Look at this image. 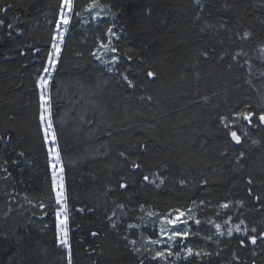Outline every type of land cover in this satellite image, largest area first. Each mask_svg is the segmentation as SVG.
Returning a JSON list of instances; mask_svg holds the SVG:
<instances>
[{
	"label": "trees",
	"instance_id": "16d2710c",
	"mask_svg": "<svg viewBox=\"0 0 264 264\" xmlns=\"http://www.w3.org/2000/svg\"><path fill=\"white\" fill-rule=\"evenodd\" d=\"M87 2L76 0V7ZM60 3L0 0V7L12 5L0 11V264H66V250L55 243V212L61 205L39 121L37 85ZM101 3L110 8L120 35L119 82L90 55L105 38L109 19L85 26L73 15L51 86L73 264H140L141 259L157 264L128 243L131 238L141 246V232L148 228L128 229L129 223L149 226L141 205L165 212L193 201H243L239 213L245 221L264 224V127L250 130L257 148L237 164L238 153L217 121L236 105L264 104V57L258 52L264 46V0ZM245 31L252 39H239ZM212 49L209 59L202 58ZM241 49L247 57L237 62L233 56ZM245 59L252 64L251 75ZM149 68L158 73L155 83L144 75ZM121 74L134 80L135 89ZM131 160L143 165L139 174L130 171ZM153 172L165 179L159 188L141 181ZM249 176L260 201L247 192ZM122 178L130 182L128 191L119 188ZM117 204L125 205L123 212ZM113 210L117 215L110 222ZM231 245L235 259L228 250L210 264H264V243L242 248L233 239Z\"/></svg>",
	"mask_w": 264,
	"mask_h": 264
},
{
	"label": "snow or ice",
	"instance_id": "6c2138e0",
	"mask_svg": "<svg viewBox=\"0 0 264 264\" xmlns=\"http://www.w3.org/2000/svg\"><path fill=\"white\" fill-rule=\"evenodd\" d=\"M201 0H195L196 4H200ZM12 5H7L6 7H0V11L7 12ZM110 8L106 7L101 3V0H89L81 9L76 7V0H61L58 19L55 22V34L51 39V48L46 56V62L42 69L40 70L43 74L37 77V84L39 87V121L41 123L43 140L45 141L48 151V155L51 157V168H52V181L53 187L56 190V203L61 205V207L55 212L56 215V228L57 235L55 238V243L58 247L65 251L66 264H73V251L72 245L69 241V229H68V209H67V197L64 191V180L63 172L64 168L62 165V156L60 151V145L58 143V137L56 129L53 126L52 119V94L51 86L53 84L54 74L58 73V65L61 63V53L62 46L64 44V34L69 31V25L72 22L73 15L78 19L83 18V14L87 13L90 19H82L84 24L95 22L99 24L103 21L104 16L102 13H107ZM4 25V20L0 19V26ZM9 29L13 27L11 23L7 25ZM115 25L107 27L105 30V38L99 39L97 47L94 51L90 53L96 60L100 61L102 65L106 68L108 72H113L116 66L121 62V56L119 55L120 49L115 45L114 41L120 40V35L114 30ZM240 40H250L252 39V33L249 31L243 32L239 37ZM39 52V49H36ZM215 52V49L203 52L202 58L209 59L211 54ZM258 52L261 57H264V46L258 48ZM78 55H80L78 53ZM241 56L247 57V53L241 49V51L236 52L233 59L239 62ZM128 61L133 59L132 56L125 57ZM223 59V57H221ZM244 64L248 67L249 75L252 73V64L249 59L244 60ZM243 66V65H242ZM145 77L152 83H155L158 79V73L151 70L150 68L144 72ZM261 77H264V73H261ZM121 79L126 83L127 87L130 89H135L136 84L133 79L129 78L128 74H121ZM251 84V79L247 81ZM150 100L151 97H148ZM210 98L205 96L204 100H209ZM217 121L219 127L222 129L224 138L227 139L235 148L238 155L236 157V162L239 164L245 156L244 144L246 138L249 137V131L254 128L264 127V104H258L255 107L250 103H242L236 105L235 107L229 108L225 113L218 114ZM0 139H3L0 137ZM252 143H256L255 140ZM142 151H147V145H142ZM23 156V153H20ZM120 156L124 160H129V154L121 151ZM129 169L133 174H139L143 165L136 160H131L129 164ZM10 175V174H9ZM141 181L145 185H152L159 188L165 183V179L159 174V172H153L151 174H143L141 176ZM184 184L185 181H180ZM204 185L207 181L202 182ZM248 185L247 192L250 197L256 201H260L261 197L259 195L253 194L252 185L254 179L249 176L246 180ZM119 188L124 191L130 189V182L127 179L122 178V182L119 183ZM206 202L201 200L197 205L196 201L192 204L194 207H202ZM240 207H243V201H236ZM43 207V205H41ZM218 209L221 211L216 212V216L222 219V222H217L215 219H205L203 224L205 226H211L209 229H215L214 235L217 237L227 236L229 238L233 237L235 234H239V245L242 248H246L248 244L256 245L258 241L264 243V224L259 226H249V224L242 218L238 219V222H233V215L230 214L231 209L234 207V202L227 200L220 203ZM264 207V205H262ZM116 208L121 212L125 209L124 204H117ZM80 211H83L81 209ZM140 211L144 212L145 209L143 205L140 206ZM117 212L112 211L111 215L108 216V220L111 222L113 218L116 217ZM147 216L149 218H154L152 221L153 227L156 226L158 221V233L156 238L144 237L141 235V246L137 247V240H130L128 243L132 246V251L135 253L147 252L150 256H146L145 259H150L151 261L157 262V264H170V258L176 257L181 258V252L184 253V259L188 257H201L203 255H211V253H205L203 251H196L193 247L189 246L184 241H188L190 236L197 235L200 232V226L202 225L201 219L193 213L191 207L186 208H174L170 211L159 214L154 211H147ZM63 217V218H61ZM143 220V217L140 218ZM190 222L197 226V231L193 232L191 230ZM183 225L184 227H179ZM115 227V223L112 224ZM148 225L141 223H129L127 225L128 229H143L147 228ZM259 228V230H258ZM92 236H98V233H91ZM204 240H212L213 235H207L202 237ZM127 240V236L124 237ZM218 242V240H217ZM182 245L181 251H174L177 244ZM154 246H160L154 250ZM94 251V250H93ZM219 255V253H216ZM140 264H144V259H141Z\"/></svg>",
	"mask_w": 264,
	"mask_h": 264
},
{
	"label": "rangeland",
	"instance_id": "374dc122",
	"mask_svg": "<svg viewBox=\"0 0 264 264\" xmlns=\"http://www.w3.org/2000/svg\"><path fill=\"white\" fill-rule=\"evenodd\" d=\"M102 15L104 16V18L109 19V21L111 23V26L113 24L115 25L113 16H111V14H110L109 11L107 13H102ZM82 19H90V17H88L87 13H84ZM92 23H95V22H92ZM70 25H71V23H70ZM70 25L68 26L69 29H70ZM83 25L86 26L87 24H84L83 23ZM114 30L118 32L116 25H115V29ZM68 32L64 34V43H65V39H66V37L68 35ZM54 34H55V32H54ZM116 42L117 41H114L115 45H116ZM63 46H64V44H63ZM63 46H62V48H63ZM96 61L106 70V68L104 67V65H102L100 63V61H98V60H96ZM115 69H114L113 72H108L107 70L106 71L109 74L114 75V79L119 82V80H120L119 72L120 71L119 70L115 71ZM38 90H39V87H38ZM255 129H258V128H255ZM253 140L256 141V139L254 138V136H252V133L249 131V137L246 138L245 144H244L245 155L247 154V152L250 149L255 148L257 146V141H256V143H252ZM47 147L48 146L46 145V148ZM49 162H50V168H51V157L50 156H49ZM62 165H63V161H62ZM63 168H64V165H63ZM51 175H52V168H51ZM62 175H63V180H64V191H65V195H66L65 175H64V172H63ZM55 193H56V190H55ZM218 205H208V204H204L202 207H199V208L194 207L193 205L188 206V207H191L192 208L193 213L197 216V218L201 219L202 225L200 226V232L197 235L190 236L189 237V240L188 241H184V243H187L189 246L193 247V249L196 250V251H203L205 253H211V255L210 256L209 255H203L201 257H188L187 259H184L183 258L184 257V253L181 252V258L180 259H177L176 257H171L170 258V264H202V263L203 264H210L212 261L213 262L220 261L222 259V253L225 252V251H228V250L231 251V253L233 254V259H235V256L236 255H235V252L233 251L234 248L231 245V241L233 239H236L237 242H239V234H235L231 238H229L227 236L217 237L216 235H214L215 229H211V231H210L209 229L211 228V226H205L203 224V221L205 219H208V218L215 219L217 222H222V219L220 217H217L216 216V212L221 211L220 209H218V207H217ZM183 208H186V207H183ZM239 209H240V206L238 204H234V207L230 211V214L233 215V222L234 223L235 222H238V219L239 218H242V219L245 218L241 213H239ZM147 211H154V212L159 213V214H164V213H166V212H168L170 210L165 211V212H161V211H156V210L151 209V208H145V211H144V215L143 216L148 221L149 226H148L147 229H145V230H143L141 232V235H143L144 237L156 238V235L158 233V227H159L158 221L156 223V226L153 227L152 221H153L154 218H149L147 216ZM61 218H63V217H61ZM190 226H191V230L193 232H196L197 231V226L196 225H194V224H192L190 222ZM249 226L251 227V225H249ZM179 227L182 228L184 226L183 225H180ZM207 235H213V239L212 240H204L202 238L203 236H207ZM128 240H132V239L131 238H128ZM217 240H218V242H217ZM159 247L160 246H154V250L156 248H159ZM181 247H182V245H180L178 243L177 246L174 248V251H181ZM217 252L219 253V255L216 254Z\"/></svg>",
	"mask_w": 264,
	"mask_h": 264
}]
</instances>
